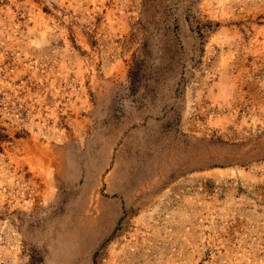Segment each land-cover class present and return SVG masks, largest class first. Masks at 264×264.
<instances>
[{"label":"rangeland","instance_id":"374dc122","mask_svg":"<svg viewBox=\"0 0 264 264\" xmlns=\"http://www.w3.org/2000/svg\"><path fill=\"white\" fill-rule=\"evenodd\" d=\"M0 264H264V0H0Z\"/></svg>","mask_w":264,"mask_h":264}]
</instances>
